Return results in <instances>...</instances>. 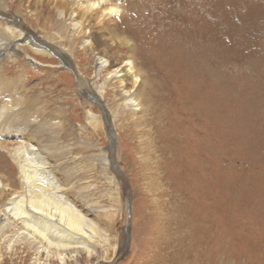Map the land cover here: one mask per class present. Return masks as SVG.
I'll return each mask as SVG.
<instances>
[{
  "label": "rangeland",
  "instance_id": "374dc122",
  "mask_svg": "<svg viewBox=\"0 0 264 264\" xmlns=\"http://www.w3.org/2000/svg\"><path fill=\"white\" fill-rule=\"evenodd\" d=\"M12 1L28 37L69 55L4 60L2 89L18 121L45 126L41 144L65 153L52 166L63 182L77 176V206L92 205L109 238L68 264H264V0H114L122 15L88 29L91 48L46 14L30 19L44 0L38 11ZM96 55L142 70L143 112L123 106ZM19 172L0 150L4 183L19 188ZM8 252L4 264H34Z\"/></svg>",
  "mask_w": 264,
  "mask_h": 264
},
{
  "label": "bare ground",
  "instance_id": "6f19581e",
  "mask_svg": "<svg viewBox=\"0 0 264 264\" xmlns=\"http://www.w3.org/2000/svg\"><path fill=\"white\" fill-rule=\"evenodd\" d=\"M42 1L18 0L19 5L24 6L23 4L27 3L28 9L34 7L36 11L40 10L39 5ZM44 1L47 2L46 5L43 4L46 9L42 8L35 16H29L30 19L37 23L36 21H40L39 17L46 14L47 21L52 20L60 32L72 39L70 45H75V41L79 40L83 47L89 48L93 45L88 38V29L102 27L104 22L108 23L110 19L121 16L123 12L121 3L118 4L114 0ZM9 2L10 0H0V65L8 59L11 60L12 63H9L12 67L21 58L43 64L36 56L53 58V53L66 57L67 60L69 55L67 52L57 53L50 48L47 50V47L42 49L39 47L40 42L28 37L22 25L11 18L10 8L15 3ZM108 34L111 41L129 45L126 37L117 36L111 31H108ZM30 52H34L35 57L32 58ZM3 54L5 57L1 58ZM97 55L94 58L98 71L103 73L107 80L113 81L114 87L123 97V106L130 108L131 111L143 112V104L151 103L152 97L147 100L142 97L146 84L142 70L137 68L132 59L110 65L108 59ZM9 70L10 68L0 67V150L7 153L20 171L21 186L17 189L11 188L10 184H5L4 179L0 177V263L4 264L6 260L1 254L3 248L7 249V252L11 251V255L34 254V264L78 263V257L82 254L93 258L97 253L96 246L101 244V238H104L105 243L109 241L108 234H104L98 222L90 218L96 212L92 205L87 203V209L84 206L81 208L77 206L76 201L80 198L81 191L76 193L77 187L72 183L77 176L74 175L75 178L70 180L71 174H67L63 182L62 169L57 171L56 166H52L50 157L58 161L65 153L53 156L50 153L54 152L50 150L52 146L46 148L41 144V138H45V141L50 138L48 132L43 130L45 126L39 124L37 130L29 120L18 121L19 113L14 109L16 103L13 99L14 92L2 89L6 81L9 83L5 79ZM54 126L59 129L64 127L60 122ZM70 196L73 197V201L70 200ZM17 247L23 251L19 249L21 252H18V249L15 250ZM43 260L46 263H43Z\"/></svg>",
  "mask_w": 264,
  "mask_h": 264
}]
</instances>
